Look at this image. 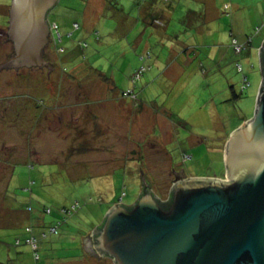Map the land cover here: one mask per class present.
Masks as SVG:
<instances>
[{
  "label": "rangeland",
  "instance_id": "1",
  "mask_svg": "<svg viewBox=\"0 0 264 264\" xmlns=\"http://www.w3.org/2000/svg\"><path fill=\"white\" fill-rule=\"evenodd\" d=\"M137 1L163 10L164 44L146 37L147 22L131 11ZM10 3L0 0V63L15 55ZM112 3L134 19L123 38H113L116 23L105 18L92 30V0H57L45 18L55 28L47 21L39 51L47 65L0 69V264H114L97 253L92 233L112 205L136 201L140 168L160 200L173 171L224 177V141L253 115L264 0ZM141 25L147 44L136 42ZM161 49L162 62L172 49L180 57L189 50L191 59L168 79L154 64ZM230 87L237 101H227ZM73 205V216L57 217L59 207ZM25 227L39 238L35 247Z\"/></svg>",
  "mask_w": 264,
  "mask_h": 264
},
{
  "label": "water",
  "instance_id": "2",
  "mask_svg": "<svg viewBox=\"0 0 264 264\" xmlns=\"http://www.w3.org/2000/svg\"><path fill=\"white\" fill-rule=\"evenodd\" d=\"M56 1L11 0L7 40L15 55L0 69L45 64L39 51L49 32L46 15ZM257 53L262 74L264 41ZM223 162V180L187 177L181 169L184 176L174 178L167 200L160 201L150 189L140 191L129 207L113 206L92 233L97 252L114 264H264L262 76L253 115L227 137ZM139 176L141 188L144 183L150 188L141 168ZM169 197L163 208L160 202Z\"/></svg>",
  "mask_w": 264,
  "mask_h": 264
},
{
  "label": "crops",
  "instance_id": "3",
  "mask_svg": "<svg viewBox=\"0 0 264 264\" xmlns=\"http://www.w3.org/2000/svg\"><path fill=\"white\" fill-rule=\"evenodd\" d=\"M113 1V0H112ZM110 0H92V10L90 12H92V30L95 27H99V23L101 21L102 18H105V21H112V22H108L109 24L111 23H116V29L117 31H120V34L117 33V31L114 32V39H121L123 38V36L129 32L131 26H132V22L134 19H132L129 14L126 12V9L124 7L119 8L118 7V3H112L116 6V9L114 7H112L110 5V3L112 2ZM57 2V1H56ZM140 1H137L135 3H133V8L131 9L132 13L136 14L138 19H141L143 21L147 22V26H149L150 31H148L146 34V30L147 27L145 29H143V25H141L142 27V33L140 34L141 30L138 32V34H140V36H138L136 42L138 41H142L141 43L147 44L148 41L144 42L142 39L145 38V34L147 38H153L154 42L156 43H160V44H164L165 40L168 38V36L166 35L165 32V27L166 24L168 23H164V18L160 17V14H163V10H160L154 3L149 2V3H145L144 5H140L138 4ZM56 5V4H55ZM54 7V6H53ZM106 14L111 15V17H105ZM48 15V14H47ZM89 12H85L84 17L85 20H90V17H88ZM47 21L53 26L52 21H49L47 19ZM117 24L119 27H117ZM121 26V29H120ZM165 26V27H163ZM53 28H55L53 26ZM137 34V35H138ZM259 46V45H258ZM163 49L159 50V55L157 57V59L155 60L154 64L160 69L161 65L165 66L163 70H165L167 73L165 75V77H167L168 79H170L171 77H174L176 74L179 73V71L185 66V63L188 61V59L190 58L191 53L189 54V50L188 52H185V55H183V53L181 54V58L180 55L175 56V54L177 53L175 49H172L169 52L168 58L162 62L160 61V55L162 54ZM181 58V60H180ZM180 60V61H179ZM260 71V68H259ZM261 76V74H260ZM260 85V84H259ZM111 86L113 87V84H111ZM259 89V86H258ZM258 92V91H257ZM140 102V101H139ZM138 102V104H139ZM246 120L243 121V123ZM226 142V141H224ZM225 144V143H224ZM141 191V189H140ZM139 191V193H140ZM139 196V194L137 195ZM168 196H169V192H168ZM168 196L165 200L168 199ZM138 198V197H137ZM164 200V201H165ZM117 205V203H116ZM115 206V205H112ZM111 208V207H110ZM109 208V209H110ZM90 243H92V240L90 241Z\"/></svg>",
  "mask_w": 264,
  "mask_h": 264
},
{
  "label": "trees",
  "instance_id": "4",
  "mask_svg": "<svg viewBox=\"0 0 264 264\" xmlns=\"http://www.w3.org/2000/svg\"><path fill=\"white\" fill-rule=\"evenodd\" d=\"M50 24H51V22H50ZM57 29V28H56ZM53 30V29H52ZM259 57H260V59H261V61L263 60V54L261 53L260 55H259ZM261 76H262V79L264 80V73L262 72V74H261ZM230 89V94H231V99H228L227 101L228 102H233V101H237L238 99H240V95L239 94H237V93H235V91L233 90V87H230L229 88ZM131 92H134L133 90L131 91ZM150 190V188H149V186H148V184L147 183H144L143 184V186H142V188H141V193H140V195H142V194H145L147 191H149ZM170 203V197H169V200L167 201V203H161L160 202V204L162 205V207L163 208H167V206H168V204ZM72 204V203H71ZM29 208V209H28ZM31 208L29 207V206H27L26 208H25V210L27 211V210H30ZM44 209L47 211V212H45L46 214H51L52 212H51V210H50V208H48V207H43V209H42V212L44 211ZM76 210V209H75ZM73 211V210H71V206H62V207H59L58 208V218H60V219H62L63 221L64 220H66L68 217H71V216H73L75 213H76V211ZM104 221H105V219H103V221H102V223L96 228L97 230H99L102 226H103V223H104ZM26 228V227H25ZM25 228H24V230H25ZM31 234H32V232H31ZM51 234H49L48 236H50ZM27 236H28V234H27ZM43 239L44 238H46L47 236H46V234H45V232L43 231L42 233H41V235H40ZM35 239L37 240V241H39V238L37 239L36 237H35ZM33 255H35V253L33 252ZM33 258H34V256H33Z\"/></svg>",
  "mask_w": 264,
  "mask_h": 264
},
{
  "label": "built area",
  "instance_id": "5",
  "mask_svg": "<svg viewBox=\"0 0 264 264\" xmlns=\"http://www.w3.org/2000/svg\"><path fill=\"white\" fill-rule=\"evenodd\" d=\"M249 42H250V39H247L246 44L249 43ZM232 45H233L234 50H235V52H236L237 54H239V53H241V52L243 51V50H242V46H241V45H238V44L236 43L235 40L232 41ZM235 65H236L237 71H241V70H242L241 65H240L239 63H236ZM140 73H141L140 71L137 72V73H136V76H138ZM244 83H245V78H244ZM243 87H244V85H243ZM130 93H131V91H128V94H130ZM75 205H76V204H75ZM75 205H73V206L71 207V210L75 207ZM28 209H29V208H28ZM49 231H50V233H55L56 229H55L54 227H51V228L49 229ZM25 232L28 234V237H27V239H26V243L29 244L30 246L32 245L33 247H35V246H36V245H35V243H36V239H35V237L31 234L30 229H29L28 227L25 228ZM32 246H31V247H32ZM34 253H35V255H34V259H37L38 256H37V254H36V251H34Z\"/></svg>",
  "mask_w": 264,
  "mask_h": 264
},
{
  "label": "clouds",
  "instance_id": "6",
  "mask_svg": "<svg viewBox=\"0 0 264 264\" xmlns=\"http://www.w3.org/2000/svg\"><path fill=\"white\" fill-rule=\"evenodd\" d=\"M247 39H248V38H247ZM246 41H247V40H246ZM249 43H250V42H249ZM249 43H247V44H249ZM262 44H263V42L259 45L260 48H261V45H262ZM260 48H259V49H260ZM243 51H244V50H243ZM243 51H242V52H243ZM242 52H241V53H242ZM241 53H239V54H241ZM236 63H239V62L236 61ZM236 63H235V64H236ZM241 68H242V67H241ZM245 80H246V79H245ZM243 85L245 86L244 79H243ZM243 89H244V87L242 86V87H241V91H242ZM211 178H217V177H211ZM223 178H224V177H220V178H217V179L223 180ZM155 196H156V195H155ZM159 200H160V199H159ZM160 201H164V200H160ZM118 204H121V203H118ZM121 205H122V204H121ZM124 206H125V205H124ZM128 207H129V206H128ZM97 253H98V252H97Z\"/></svg>",
  "mask_w": 264,
  "mask_h": 264
},
{
  "label": "flooded vegetation",
  "instance_id": "7",
  "mask_svg": "<svg viewBox=\"0 0 264 264\" xmlns=\"http://www.w3.org/2000/svg\"><path fill=\"white\" fill-rule=\"evenodd\" d=\"M47 17V16H46ZM181 176H184V173L183 172H177V173H174V178L175 177H181Z\"/></svg>",
  "mask_w": 264,
  "mask_h": 264
}]
</instances>
